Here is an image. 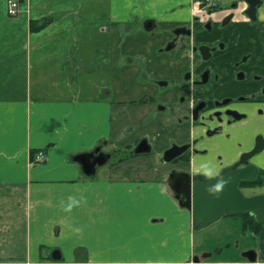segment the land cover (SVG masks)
<instances>
[{"label":"crops","instance_id":"obj_1","mask_svg":"<svg viewBox=\"0 0 264 264\" xmlns=\"http://www.w3.org/2000/svg\"><path fill=\"white\" fill-rule=\"evenodd\" d=\"M18 1L11 17L0 0V264H190L192 213L168 170L136 158L87 175L74 157L128 143L119 110L148 93L143 66H173L158 52L192 0Z\"/></svg>","mask_w":264,"mask_h":264},{"label":"flooded vegetation","instance_id":"obj_2","mask_svg":"<svg viewBox=\"0 0 264 264\" xmlns=\"http://www.w3.org/2000/svg\"><path fill=\"white\" fill-rule=\"evenodd\" d=\"M192 3V21L168 31L171 37L158 52L157 59L172 62L173 66L165 72L143 66L140 84L150 87L148 93L126 101L119 111L133 123L128 131L131 136L135 135L133 127L152 129L154 123L156 129L160 125V130L168 132V144L161 146L162 169L168 170V183L174 171L187 172L194 180L216 177L227 169H256L253 178L240 179L238 186L242 191L262 189L253 194L243 191L247 196L262 194L264 0H234L228 6H223L221 0ZM151 24L154 21L149 19L145 27ZM153 137L145 134L131 139L128 145L132 156L151 155ZM144 139L149 151L137 152ZM173 146L181 149L179 154L165 160V151ZM118 155L115 148L108 150L99 145L89 158L97 169L105 165L113 168L130 160ZM234 216L241 217L243 229H250L253 235L264 232V223L253 213ZM249 255H255L256 261ZM242 258L249 260L248 264H264L259 246L243 250Z\"/></svg>","mask_w":264,"mask_h":264},{"label":"water","instance_id":"obj_3","mask_svg":"<svg viewBox=\"0 0 264 264\" xmlns=\"http://www.w3.org/2000/svg\"><path fill=\"white\" fill-rule=\"evenodd\" d=\"M149 147L147 140L144 139L136 151L147 152ZM180 150L178 146H173L165 151L164 159H173ZM91 155L92 152H89L74 157L82 164L87 175H93L97 171L96 164L90 161ZM255 171L256 169L251 171L227 169L219 176L194 180H191V175L187 172L174 171L170 174L169 185L181 206L191 211L192 227L195 231L215 223L225 215L248 211L253 213L259 222L264 223V193L247 196L238 186L240 179L253 178ZM209 256L211 253L202 255L203 258ZM249 258L256 261L255 255H249ZM191 264H203L201 257L195 255Z\"/></svg>","mask_w":264,"mask_h":264},{"label":"rangeland","instance_id":"obj_4","mask_svg":"<svg viewBox=\"0 0 264 264\" xmlns=\"http://www.w3.org/2000/svg\"><path fill=\"white\" fill-rule=\"evenodd\" d=\"M234 0H221L223 6H228ZM132 120V119H131ZM155 134L154 131L149 126H143L139 130L135 127V135H127L126 140L132 142L131 139L135 138L141 132L151 133L149 136L151 142L154 146L153 152L151 155H140L137 157L132 156L130 145L115 147L118 152V156L121 158L136 159L135 163H132L134 166H142L145 168H150L155 172L162 171L163 163L161 160L164 147L162 145H167L169 139L167 138L168 132L160 130V125L156 126ZM158 130V131H157ZM158 132V133H157ZM132 133V134H134ZM131 136V137H130ZM148 138V137H147ZM126 143V144H128ZM113 148H108V150ZM261 188H252L244 189L243 191L246 194L259 193ZM196 254L201 257V260L206 264H214L215 261L222 262L219 260H234V259H243L245 264H248L250 261L242 258L243 250L249 247L258 248V237L253 235L250 229L244 230L242 227V218L234 215H225L215 223L196 231ZM205 253H211V257L202 258V255ZM193 258V257H192ZM193 261V260H192Z\"/></svg>","mask_w":264,"mask_h":264},{"label":"built area","instance_id":"obj_5","mask_svg":"<svg viewBox=\"0 0 264 264\" xmlns=\"http://www.w3.org/2000/svg\"><path fill=\"white\" fill-rule=\"evenodd\" d=\"M7 10L8 14L11 17H15L19 14L20 11V4L18 0H8L7 1ZM46 159V155L43 151H39L36 155L35 158L33 159L34 162H41ZM218 264H229L226 262H220Z\"/></svg>","mask_w":264,"mask_h":264}]
</instances>
